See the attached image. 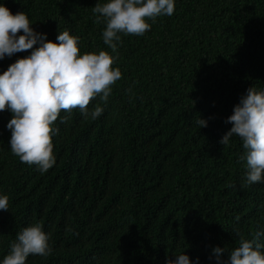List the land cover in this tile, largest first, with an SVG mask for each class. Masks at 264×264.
Returning <instances> with one entry per match:
<instances>
[{"label":"trees","instance_id":"16d2710c","mask_svg":"<svg viewBox=\"0 0 264 264\" xmlns=\"http://www.w3.org/2000/svg\"><path fill=\"white\" fill-rule=\"evenodd\" d=\"M106 2L0 0L50 41L67 30L81 55L109 52L122 73L106 102L98 95L88 105L102 107L98 118L61 110L46 172L12 153V113L0 111V196L8 197L0 264L34 224L51 252L26 264H166L183 252L192 264H216L217 246L227 260L238 233H264V178L247 182L238 136L219 143L247 89L264 91V0H175L174 13L148 20L142 36L120 33L117 53L93 12ZM31 51L5 56L0 74ZM39 182L51 183L41 199Z\"/></svg>","mask_w":264,"mask_h":264},{"label":"clouds","instance_id":"9594fccd","mask_svg":"<svg viewBox=\"0 0 264 264\" xmlns=\"http://www.w3.org/2000/svg\"><path fill=\"white\" fill-rule=\"evenodd\" d=\"M174 11L175 0H108L93 7V12L98 14L96 22L100 23L103 18L106 24L103 42L112 53H117L120 33L142 36L150 29L148 20L154 22L158 16H171ZM56 40L50 41L47 34L36 32L24 12L12 14L0 4V60L32 50L0 74V111L8 109L12 113L7 124L12 153L23 163L37 165L41 172L55 164L52 135L58 129L52 125L61 110L71 113L79 109L85 118L89 115L92 119L98 118L102 107L97 105L89 113L88 105L98 95L106 102L112 86L122 78L120 69L113 68L117 57L109 52L101 50L81 55L79 38L67 30L58 32ZM68 118L65 116L61 122H67ZM225 122L232 127L219 143L225 146L231 137L238 136L245 150L240 160L246 162L247 182H260L264 178V91L249 87ZM197 124L200 128L206 127L207 121L200 118ZM39 185L35 195L41 199L51 183L44 186L39 182ZM0 210L8 211L6 195L0 196ZM237 235L239 246L227 255V260L223 259L224 248L217 246L212 250L216 264H264L261 251L264 245L259 242L264 233L255 232L251 239ZM50 252L48 236L40 224H34L17 234L2 264H26L30 254L46 256ZM175 256L166 264H192L185 252Z\"/></svg>","mask_w":264,"mask_h":264},{"label":"rangeland","instance_id":"374dc122","mask_svg":"<svg viewBox=\"0 0 264 264\" xmlns=\"http://www.w3.org/2000/svg\"><path fill=\"white\" fill-rule=\"evenodd\" d=\"M89 202H85L83 204L80 205V208H83L85 205H87Z\"/></svg>","mask_w":264,"mask_h":264}]
</instances>
